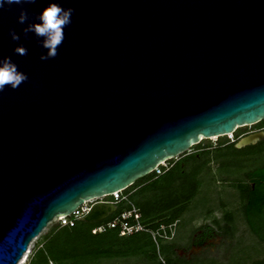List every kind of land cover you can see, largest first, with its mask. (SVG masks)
Instances as JSON below:
<instances>
[{
	"label": "water",
	"instance_id": "obj_1",
	"mask_svg": "<svg viewBox=\"0 0 264 264\" xmlns=\"http://www.w3.org/2000/svg\"><path fill=\"white\" fill-rule=\"evenodd\" d=\"M48 2L0 9V57L28 76L0 92V264H17L83 201L264 119V0H54L74 11L41 61L39 38L16 17L23 7L31 22ZM116 207L97 203L80 220Z\"/></svg>",
	"mask_w": 264,
	"mask_h": 264
},
{
	"label": "trees",
	"instance_id": "obj_2",
	"mask_svg": "<svg viewBox=\"0 0 264 264\" xmlns=\"http://www.w3.org/2000/svg\"><path fill=\"white\" fill-rule=\"evenodd\" d=\"M255 126L256 128L264 127V119L256 123ZM218 138L219 146L215 150L228 148L231 152L230 155L251 146L236 148L233 142L223 144L222 137ZM221 154L214 153L212 155V159L218 161L219 169L223 162L221 161ZM189 158L190 161L182 168L176 164L160 175H154L153 172H150L124 189L123 192H129L128 199L138 209L140 221L148 229L154 230L160 224H168L177 219L185 209L186 203L196 193L200 183V173L211 157H209V152L204 150L189 156ZM244 175L245 182L236 179L238 181L236 188L241 202V215L249 231L258 240L264 241V162L245 170ZM174 181L177 182L176 186L180 184V187H175L164 197L157 198L155 203L159 204L160 209H156V206L150 208L148 204L143 205L142 201L133 202V199L140 196L142 191L167 188ZM116 206L115 212L130 207L124 203H118ZM222 218L227 226L233 222L231 212L225 211ZM96 223L77 220L71 227L59 226L54 223L49 231L43 235L40 244L34 249L28 264H100L101 260L104 259L130 255L145 256L149 264H183L172 255L173 262L159 260L153 251L154 240L148 231H137L122 236L119 235L117 228H109L101 233H92L91 227ZM232 228L233 226L230 225L231 231ZM168 246L171 250V244ZM255 263L257 264V262Z\"/></svg>",
	"mask_w": 264,
	"mask_h": 264
},
{
	"label": "rangeland",
	"instance_id": "obj_3",
	"mask_svg": "<svg viewBox=\"0 0 264 264\" xmlns=\"http://www.w3.org/2000/svg\"><path fill=\"white\" fill-rule=\"evenodd\" d=\"M254 128H256L255 124L238 127L231 136H221L222 143H235L243 133L251 132ZM218 139V137L202 139L182 154L166 162L168 167H170L172 163H175L182 156L189 157L204 150H207L209 157H211L200 173V183L196 193L186 203L185 209L180 216L168 224H160L162 227L165 226L166 232L169 229L170 232L173 231V236L170 239L157 238L154 241L153 251L161 261L169 260V262H173L172 256L174 255L173 253L171 254L168 244L183 243L197 227L207 225L217 234L222 235L220 245L197 261L188 264H256L255 262L264 264V241L258 240L249 231L241 215V202L236 188L238 182L236 179L245 182V170L264 162V136L260 139V142L252 144L240 152H234L232 155H230L231 152L228 148L215 150L219 146ZM253 151L255 152L253 153ZM258 151L260 153H257ZM214 153H222L221 161L223 162L220 169L218 161L212 159ZM176 181L172 182L167 188L144 190L140 196L133 199V202L142 201L143 205L148 204L150 208L156 206V209H160L159 204L155 203V201L157 198L167 195L169 191H173L175 187L178 188L180 184L176 186L178 182ZM225 211L232 213L233 222L230 224L233 226L232 231L230 225L227 226V223L222 218ZM54 223H56L55 220L49 223L30 242L23 254L25 257L21 263L18 261L19 264H28L34 249L40 244L43 235L49 231V228ZM168 225L171 227L168 228ZM100 264H149V262L145 256L130 255L121 258L104 259L101 260Z\"/></svg>",
	"mask_w": 264,
	"mask_h": 264
},
{
	"label": "clouds",
	"instance_id": "obj_4",
	"mask_svg": "<svg viewBox=\"0 0 264 264\" xmlns=\"http://www.w3.org/2000/svg\"><path fill=\"white\" fill-rule=\"evenodd\" d=\"M34 0H0V9H6L11 5L31 4ZM73 8L62 7L60 4L49 0V2L40 8L34 14V20L29 21V15L23 7L19 8L16 22L24 25L21 28V34L32 33L36 38H39V46L44 49L38 59L41 61L54 57L57 53V47L64 39V27L71 23V15ZM8 35L12 41L20 39V34H17L11 28L8 30ZM13 53L24 55L27 49L23 44H16L12 48ZM28 79L27 73L18 70L17 65L9 56L0 57V92L8 89H16L22 82Z\"/></svg>",
	"mask_w": 264,
	"mask_h": 264
},
{
	"label": "built area",
	"instance_id": "obj_5",
	"mask_svg": "<svg viewBox=\"0 0 264 264\" xmlns=\"http://www.w3.org/2000/svg\"><path fill=\"white\" fill-rule=\"evenodd\" d=\"M228 135L231 136L232 134ZM168 160L162 161L157 164L151 172H153L154 175H160L164 173L169 168L166 163ZM123 191L124 189H121L111 192L107 195L89 198L83 201L70 213L56 217L54 220L59 226L71 227L76 223L77 220H80L82 217L88 214L92 207L97 203L113 205L124 203L130 205V207L119 212H113L108 217L96 221L97 223L91 227V232L101 233L109 228H117L119 235L127 236L137 231H148L150 232L151 237L154 241H156L157 238L170 239L173 236V231L170 232L169 229V231L166 232L165 226L162 227V225H160L154 230H150L146 227V225L142 224V222L140 221V213L138 209L131 204L130 200L128 199V193H125ZM170 227L171 226L168 225V228Z\"/></svg>",
	"mask_w": 264,
	"mask_h": 264
},
{
	"label": "flooded vegetation",
	"instance_id": "obj_6",
	"mask_svg": "<svg viewBox=\"0 0 264 264\" xmlns=\"http://www.w3.org/2000/svg\"><path fill=\"white\" fill-rule=\"evenodd\" d=\"M258 132H264V127L254 128L251 132L243 133L241 137H245ZM257 140L254 144L260 142ZM252 145V144H250ZM190 161L189 157L182 156L175 163L166 170H170L176 164L179 167H183ZM222 235L217 234L211 227L207 225L199 226L189 235V237L183 243H173L171 245V251L175 258L183 264L193 263L203 257L206 253H209L213 249L220 245Z\"/></svg>",
	"mask_w": 264,
	"mask_h": 264
},
{
	"label": "bare ground",
	"instance_id": "obj_7",
	"mask_svg": "<svg viewBox=\"0 0 264 264\" xmlns=\"http://www.w3.org/2000/svg\"><path fill=\"white\" fill-rule=\"evenodd\" d=\"M229 134H230V133H229ZM212 137H215V136H212ZM24 257H25V256H23V257L19 260V263H21V262L23 261ZM19 263H18V264H19Z\"/></svg>",
	"mask_w": 264,
	"mask_h": 264
},
{
	"label": "crops",
	"instance_id": "obj_8",
	"mask_svg": "<svg viewBox=\"0 0 264 264\" xmlns=\"http://www.w3.org/2000/svg\"><path fill=\"white\" fill-rule=\"evenodd\" d=\"M127 193H129V192H127Z\"/></svg>",
	"mask_w": 264,
	"mask_h": 264
}]
</instances>
